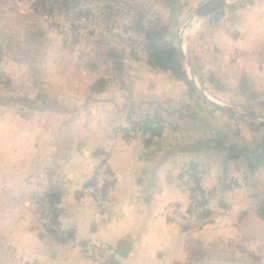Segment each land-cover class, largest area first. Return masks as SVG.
I'll return each instance as SVG.
<instances>
[{"label":"crops","instance_id":"0c3cea01","mask_svg":"<svg viewBox=\"0 0 264 264\" xmlns=\"http://www.w3.org/2000/svg\"><path fill=\"white\" fill-rule=\"evenodd\" d=\"M201 1L119 0V9L126 23L132 4L158 18L172 41ZM107 5L0 0V264H93L81 249L87 243L117 264H264V161L251 168L222 150L257 154L264 124L210 104L187 79L97 33L94 8ZM76 10L87 15L74 18ZM75 19L83 24L69 40L63 30ZM185 45L217 100L264 114V0L203 20ZM145 122L153 134H125ZM102 162L115 179L99 208L84 190ZM185 176L213 218L197 233L166 216L190 207ZM45 211L57 230L39 223Z\"/></svg>","mask_w":264,"mask_h":264},{"label":"built area","instance_id":"2783aa9c","mask_svg":"<svg viewBox=\"0 0 264 264\" xmlns=\"http://www.w3.org/2000/svg\"><path fill=\"white\" fill-rule=\"evenodd\" d=\"M36 0H31L33 4ZM144 36L133 31H126L121 35V43L126 46L138 59L148 60L149 54L143 46ZM5 60V56L0 52V63ZM6 79L0 70V84H5ZM130 137H142L145 133L139 129L130 130L125 133ZM106 162L100 163L92 176V182L84 190V194L92 198L99 208H102L106 193L107 185L114 181ZM185 182L190 192V207L187 209L171 207L167 210V219L176 226L185 229L189 233H197L208 226L213 218L207 216L202 206L203 196L199 190L198 184L190 176H185ZM39 223L47 229L57 230V226L52 221L50 212L45 211L37 216ZM84 256L93 264H117L108 254L102 252L94 244L87 243L81 247Z\"/></svg>","mask_w":264,"mask_h":264},{"label":"water","instance_id":"95a60500","mask_svg":"<svg viewBox=\"0 0 264 264\" xmlns=\"http://www.w3.org/2000/svg\"><path fill=\"white\" fill-rule=\"evenodd\" d=\"M246 0H202L187 16L184 20L180 21L175 30V57L181 64L182 71L185 74L186 79L189 81L193 89L207 102L210 104L233 112L241 116L256 120L264 124V114L257 113L252 110L240 109L232 106L222 104L217 100L209 90L201 84L199 81L192 63L186 53V38L194 31L196 26L203 20L208 19L220 11L240 2ZM227 153L228 161L236 158H244L247 160L249 166L254 168L258 164L264 161V145L258 149L257 154H251L246 148H237L234 146H224L222 148ZM50 199L58 203L59 195L57 193L51 194ZM125 246L122 245L121 252H125Z\"/></svg>","mask_w":264,"mask_h":264},{"label":"trees","instance_id":"16d2710c","mask_svg":"<svg viewBox=\"0 0 264 264\" xmlns=\"http://www.w3.org/2000/svg\"><path fill=\"white\" fill-rule=\"evenodd\" d=\"M59 0H36L34 7H43L46 4L57 3ZM131 9V8H130ZM136 12V9H134ZM123 12V11H122ZM83 11L76 10L74 18L86 16ZM169 27L163 25L158 18L148 17L147 13H137L125 31H133L144 36L143 46L149 54L148 64L153 69H160L170 72L177 79L186 81L184 72L178 59L175 57V48L170 41ZM133 130L154 133V129L145 122L133 124ZM259 217L264 221V203L257 211Z\"/></svg>","mask_w":264,"mask_h":264},{"label":"rangeland","instance_id":"374dc122","mask_svg":"<svg viewBox=\"0 0 264 264\" xmlns=\"http://www.w3.org/2000/svg\"><path fill=\"white\" fill-rule=\"evenodd\" d=\"M16 1L19 2V0H16ZM96 1H99V0H96ZM101 1L108 4L107 6H109V8H106V10H104V11H102L101 7H100V9L99 8L96 9V7L94 8V13L92 16L100 19V22L103 21L102 26L100 28L96 29L97 33H100V35H103V36H109L110 38L120 39V41H121V35L124 32H126L125 30H126L127 26L131 23V21L136 16V14L141 13V11L136 10V12H135L134 9L136 7H134L133 4L130 5L131 9L128 12V15L131 17V20L129 21V23H126L125 14H124V12H122V9H119V5H120L119 0H117V1L111 0V2L108 0H101ZM30 2H31V0H30ZM91 2L92 1H90L89 3H91ZM90 5L93 7L95 6L94 4L93 5L90 4ZM147 14H148V17L152 16L149 13H147ZM82 24H83V21L81 19L73 20L72 24L70 23V25L66 26V29L63 30L65 32V34H67L66 37L70 40V38H72L71 34H73V32L75 31L74 27H78V28L82 27ZM173 39H175V32L172 35V41H171V39H170V41L173 42ZM124 47L127 48L126 46H124Z\"/></svg>","mask_w":264,"mask_h":264}]
</instances>
